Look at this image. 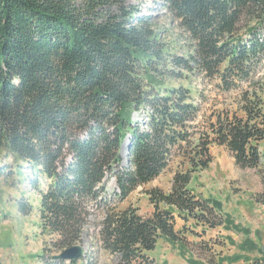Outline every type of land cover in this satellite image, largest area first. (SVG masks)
<instances>
[{"label":"trees","instance_id":"obj_1","mask_svg":"<svg viewBox=\"0 0 264 264\" xmlns=\"http://www.w3.org/2000/svg\"><path fill=\"white\" fill-rule=\"evenodd\" d=\"M142 6L0 0V179L16 188L19 215L31 214L28 195L37 196V226L50 246L40 256L44 264H94L85 255L55 258L80 243L93 207L102 213L99 248L116 264H157L148 253L160 239L182 242L175 216L237 227L219 201L190 188L192 173L211 162L212 143L239 167L258 169L262 188L254 201L264 206L262 99L243 91L236 110L211 114L197 130L200 107L189 88L161 86L189 73L215 80L221 92L248 83L264 61V0H159L190 42L186 55L167 49ZM175 152L189 168L175 170L168 192L147 190L150 215L119 210ZM239 258L230 261L264 264L262 257Z\"/></svg>","mask_w":264,"mask_h":264},{"label":"rangeland","instance_id":"obj_2","mask_svg":"<svg viewBox=\"0 0 264 264\" xmlns=\"http://www.w3.org/2000/svg\"><path fill=\"white\" fill-rule=\"evenodd\" d=\"M133 3V2H132ZM142 13L154 16V26L167 49L178 55H186L190 42L171 15L159 6V0H141ZM264 33V29H263ZM182 85L189 88L191 97L199 105L196 119L197 130L205 128L208 118L220 110L233 112L239 106L241 92L256 93L264 102V61L248 83L230 92H221L215 80L186 74L180 79L166 78L161 86ZM211 162L207 169L192 173L190 188L202 198H211L221 203V214L228 216L237 227L195 225L193 220L183 221L175 216L174 229L180 232L182 242L171 243L160 239L148 254L157 264H234L231 258H264V206L254 201L261 191L258 169L241 168L234 163L231 153L222 145L209 146ZM122 165H125L124 163ZM189 168L177 152L165 170L152 181L138 186L117 206L123 210L128 206L138 209L142 216L152 212L147 190L159 188L168 192L175 170ZM111 184V186H113ZM23 185L20 186L22 188ZM16 188L0 179V262L1 264H38L41 255H46L50 246L48 237L39 232L38 198L29 193L33 211L28 216L16 212L12 198L18 197ZM91 227L82 235L80 246L85 258L94 264H116V260L99 248L96 228L101 211L93 207ZM45 251V252H43ZM80 264V263H77Z\"/></svg>","mask_w":264,"mask_h":264},{"label":"water","instance_id":"obj_3","mask_svg":"<svg viewBox=\"0 0 264 264\" xmlns=\"http://www.w3.org/2000/svg\"><path fill=\"white\" fill-rule=\"evenodd\" d=\"M83 256V250L80 246L75 245L68 249L63 250L55 256L56 259L75 261ZM1 264V262H0Z\"/></svg>","mask_w":264,"mask_h":264},{"label":"bare ground","instance_id":"obj_4","mask_svg":"<svg viewBox=\"0 0 264 264\" xmlns=\"http://www.w3.org/2000/svg\"><path fill=\"white\" fill-rule=\"evenodd\" d=\"M126 150V143L122 146L121 154L124 155Z\"/></svg>","mask_w":264,"mask_h":264},{"label":"built area","instance_id":"obj_5","mask_svg":"<svg viewBox=\"0 0 264 264\" xmlns=\"http://www.w3.org/2000/svg\"><path fill=\"white\" fill-rule=\"evenodd\" d=\"M98 230V227L96 228V231ZM38 264H44L43 263V261L40 259L39 261H38Z\"/></svg>","mask_w":264,"mask_h":264}]
</instances>
